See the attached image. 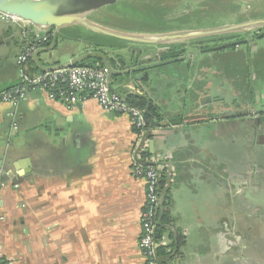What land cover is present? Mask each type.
<instances>
[{"label":"crops","instance_id":"obj_1","mask_svg":"<svg viewBox=\"0 0 264 264\" xmlns=\"http://www.w3.org/2000/svg\"><path fill=\"white\" fill-rule=\"evenodd\" d=\"M66 43L42 49L61 63L87 52L82 44L65 53ZM22 46L18 30L0 25V92L19 84ZM216 55L165 67L175 77L136 91L162 118L152 150L128 116L93 99L67 106L35 92L16 110L0 104V264H145L146 183L132 175L136 162L153 163L163 182L171 223L158 248L177 246L168 264H249L242 224L264 223V157L246 142L242 119L228 116V96L238 110L248 101L218 77L226 66Z\"/></svg>","mask_w":264,"mask_h":264},{"label":"water","instance_id":"obj_2","mask_svg":"<svg viewBox=\"0 0 264 264\" xmlns=\"http://www.w3.org/2000/svg\"><path fill=\"white\" fill-rule=\"evenodd\" d=\"M119 1L0 0V12L16 16L43 30H54V36L59 35L62 30L81 27L96 34L128 42L130 45L144 47V49L137 52L138 55L133 53L134 51L126 53L125 51L128 50L112 51L111 53L93 50L63 63L55 60L53 51L48 52L40 49L33 55L32 62L42 73L77 67L89 60L99 61L100 64L96 66H104L108 70V85L110 89L120 95L125 101L133 95H139L136 94L137 90L150 94L159 81L167 77H175L176 74L173 71L171 73L164 71V68L171 64H180L185 61L193 63L196 55L225 51L243 44V42L228 43L210 49L191 48L197 43V40L232 32L248 34L254 28L258 30L264 29V19H259L227 27L156 34L126 33L108 28L91 19L94 14ZM260 37H264V34ZM187 39L192 41H182ZM162 45L166 48L159 51L158 47ZM173 45H182L187 48V52H185L183 57L162 60L160 56H167L170 46ZM42 55L45 56L44 60L41 59ZM151 98L154 99V95ZM208 98L210 99L211 97L208 96ZM150 127L152 130L147 134V137L153 139L150 144V149L152 150L154 149V140L161 136L162 126L157 122H153ZM155 129L157 130L155 131ZM158 131H160V134ZM162 204L163 201L160 199L159 205L161 209Z\"/></svg>","mask_w":264,"mask_h":264},{"label":"built area","instance_id":"obj_3","mask_svg":"<svg viewBox=\"0 0 264 264\" xmlns=\"http://www.w3.org/2000/svg\"><path fill=\"white\" fill-rule=\"evenodd\" d=\"M0 25L18 30L23 41L22 50L16 58L19 84L0 92V104H8L16 110L30 94L35 92L44 93L50 100L67 106L93 99L110 114L128 116L137 131L138 138L147 136L152 130L142 110L130 105L110 89L108 70L104 66H77L53 72L30 74L28 65L35 52L42 49L43 45L49 41V31L2 12H0ZM132 175L146 183V199L141 214L138 246L145 264H157L159 243L156 239V230L161 199L160 174L154 164L136 162L133 165Z\"/></svg>","mask_w":264,"mask_h":264},{"label":"rangeland","instance_id":"obj_4","mask_svg":"<svg viewBox=\"0 0 264 264\" xmlns=\"http://www.w3.org/2000/svg\"><path fill=\"white\" fill-rule=\"evenodd\" d=\"M198 1L203 3L200 4L198 2H195L191 5L188 3L182 4V2H185V0H158L157 2L159 3V5L164 6L167 9H172L174 11L177 9L178 5H180L181 7L179 9H183L184 12H189L181 13L188 16H186V19H184V22L182 23H180V21H175V27L207 28L210 25L217 24H220V27H227L236 25V22L238 19H240V16L248 18L249 15L253 14L256 11H259L261 15H264V0ZM236 10L238 11L239 16L237 14L228 15V13ZM105 15L110 16L115 14L114 11H106L105 8L102 9L99 14H94L91 18L103 20V17ZM146 25H152V23L148 22ZM73 28L68 30H73ZM256 30L258 29L254 28L252 29V32ZM69 32L75 33L73 31ZM66 44H69V46L64 48L68 49L67 51L63 50L65 53L69 51V48H84L82 45L83 43L81 41H75V39H68ZM250 46L251 48H253V50L250 49ZM250 46L249 44L248 47L244 45L237 51L226 50L216 52L217 55L215 57L220 58V61H222V63H224L226 66L223 69L225 73L221 74L223 77L221 75H219L218 77L229 78V80L234 85L235 91L239 93L240 96L249 99L251 95H256L258 99H261L264 98V39L255 41V43L253 44L250 41ZM57 53L58 52H56V54ZM173 65L174 64H171L169 66L172 67ZM216 74L217 73L214 74V77H217ZM248 74L250 76L252 75V78H255L254 75H257L258 79H254L251 82V78H248ZM249 84H251L254 89L250 90L248 86ZM251 92L252 94H250ZM239 128L241 130L244 129L243 133L245 135L244 138L246 142L251 140L252 132L249 129H246L242 124L239 125ZM252 156H254V154H252ZM255 217L258 218L257 216ZM252 220L253 219H251V222L244 221V223L242 224L243 229L246 226V232L242 237L246 245L245 252H247V258L248 260H250L249 264H264V253L259 251L260 246H263L264 248V223L260 218L256 219L255 221ZM250 256H252V259H250Z\"/></svg>","mask_w":264,"mask_h":264},{"label":"trees","instance_id":"obj_5","mask_svg":"<svg viewBox=\"0 0 264 264\" xmlns=\"http://www.w3.org/2000/svg\"><path fill=\"white\" fill-rule=\"evenodd\" d=\"M107 10L114 11L115 15H110V16L105 15L103 17L104 18L103 20H97L94 18L91 19L98 23H101L102 25L108 28L121 32L156 34V33H167L174 31H184L190 29L191 30L202 29V28H194V27H175L174 26L175 21L177 22L180 21V23L184 22V19H186V16L188 15H185V17L183 18L177 19L176 14L178 13V16L181 15L179 12H176L172 9H167L164 6L159 5L157 0H120L116 4L107 7L106 11ZM235 12L236 11L228 13V15H231ZM97 14H99V12ZM259 19H264V15H261L259 11H256L253 14L249 15L248 18L243 19L242 21L248 22ZM148 22L152 23V25H146ZM217 26H221V25H217ZM69 31H73L75 33ZM48 35L50 36V39L48 42H46L43 45L42 48H49L50 46H52V44H54V42L56 43L59 39L60 40L75 39V41H84L87 45H90L95 50L96 48H100L102 49V51L103 49L121 50L125 47H128V45H130L128 42L110 38L100 34H96L87 31L86 29L81 27H74L73 30H62L60 34L56 36H54V30H51L48 32ZM234 37L228 35H222V36L211 37L208 39H200L197 40V43L194 44L195 46L193 45L191 48L200 47V49H207V44L228 42ZM169 50H170L169 54L167 56H164L162 60L172 59L182 55L184 56L185 52H187V48L182 45L170 46ZM30 63L32 64V61H30ZM97 64H100V62L96 60H89L79 66L92 67ZM34 71L35 73L40 72L36 67ZM127 102L130 105L135 106L143 111L149 126H152L153 122H157V123L161 122L162 120L161 115L159 114L157 108L154 106V104L148 97L141 95H133L127 100ZM160 185L163 186V182ZM165 199H163L162 209L159 208V212H158V223L156 230L157 241H159V239L162 238V236L165 234V231L167 230L166 229L167 226L171 223L170 214L167 208L168 204ZM178 242L179 244H182L181 239L180 240L178 239ZM170 248L172 249V252H168V249L164 247L157 248V258H158L157 264H168V262L172 257L173 252H176L177 246L175 244H172ZM163 258H166V260L164 261Z\"/></svg>","mask_w":264,"mask_h":264},{"label":"flooded vegetation","instance_id":"obj_6","mask_svg":"<svg viewBox=\"0 0 264 264\" xmlns=\"http://www.w3.org/2000/svg\"><path fill=\"white\" fill-rule=\"evenodd\" d=\"M204 1H207V0H204ZM195 2H198L200 4L203 3V2H199L198 0H185V2H182V4L188 3V4L191 5L192 3H195ZM180 7L181 6L178 5V7H177V9L175 11L176 12H179L180 14L182 12L183 13H189L187 11L184 12L183 9H179ZM233 14H237L238 15V11L236 10V12L233 13ZM176 15H177V19L185 17V14H181V15L178 16V13H177ZM239 18L240 19H238L237 22L236 21L235 22L237 24L244 23L242 20L243 19H246V17L240 16ZM217 25H220V24H217ZM217 25H210L211 27H207V28L220 27V26H217ZM186 31H188V30H186ZM263 34H264V29L256 30V31H253V32L252 31H249L248 34H244L243 32L227 33V34H224V35H228V36H232V37L235 36V37L233 39H231L230 41H228V42H218V43L207 44V49L219 47L221 45L228 44V43L243 42V44H241V45H239L237 47H232V48L228 49V50H232V51H237L238 49H240V47H242L244 45H246L248 47V44H249V46H250V41L253 44V43H255V41L263 40L264 37H260ZM219 36H222V35H219ZM213 37H215V36H213ZM209 38H211V37H209ZM205 39H208V38H205ZM81 42L86 46V51L87 52L89 50L90 51L95 50L90 45H87L84 41H81ZM131 46H136V45H128V47H125V48H123L121 50H128L127 48H129L128 51L133 52V50L130 49ZM163 48H166V47H158V50L160 51ZM250 49L253 50V48H251V46H250ZM95 51H101V52L111 53L112 51H120V50H110V49H107L106 50V49H103V51H102V49L96 48ZM160 57H162L161 59H163L164 56H160ZM179 57H183V55L182 56H179ZM179 57H176V58H179ZM176 64H178V63H176ZM249 77L251 78V82L254 79H258V76L257 75H254L255 78H252V75L251 76L249 75ZM231 85L232 84H230V89H232V86L234 87V85H232V86ZM248 86H249V89L250 90L254 89L251 84H249ZM250 94H252V92ZM227 99H228L227 103L231 107V108L229 107L228 116L230 117V119H232L231 117H234V116H237L238 115V117L240 119H242V121H243V124L242 125L246 129H249L252 132V138H251V140L254 141V146L260 145V148L259 149H261V150H260V155L259 156H261L263 158L264 157V102L260 101L262 98L261 99H258V97H256V95H251V97L249 99H246V98H244L242 96H239V101L240 102L248 101V103L245 105V107L240 108L239 110H238V108L236 109V107L240 105L237 102V100H235L231 95L228 96ZM234 100H235V102H234ZM244 137H245V135H244Z\"/></svg>","mask_w":264,"mask_h":264},{"label":"bare ground","instance_id":"obj_7","mask_svg":"<svg viewBox=\"0 0 264 264\" xmlns=\"http://www.w3.org/2000/svg\"><path fill=\"white\" fill-rule=\"evenodd\" d=\"M34 1H36V0H34Z\"/></svg>","mask_w":264,"mask_h":264}]
</instances>
